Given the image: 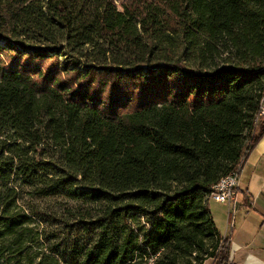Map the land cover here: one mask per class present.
I'll list each match as a JSON object with an SVG mask.
<instances>
[{"label":"trees","instance_id":"1","mask_svg":"<svg viewBox=\"0 0 264 264\" xmlns=\"http://www.w3.org/2000/svg\"><path fill=\"white\" fill-rule=\"evenodd\" d=\"M263 96L264 0H0V264H234Z\"/></svg>","mask_w":264,"mask_h":264},{"label":"crops","instance_id":"2","mask_svg":"<svg viewBox=\"0 0 264 264\" xmlns=\"http://www.w3.org/2000/svg\"><path fill=\"white\" fill-rule=\"evenodd\" d=\"M209 206L221 236L228 239L229 261L264 264V134L244 160L236 207L212 196ZM203 264H214V259Z\"/></svg>","mask_w":264,"mask_h":264},{"label":"built area","instance_id":"3","mask_svg":"<svg viewBox=\"0 0 264 264\" xmlns=\"http://www.w3.org/2000/svg\"><path fill=\"white\" fill-rule=\"evenodd\" d=\"M118 1L119 0H115L117 4H118ZM261 118H264V104L262 106V112L260 115V119ZM243 165H244V161L242 164V168H240V170L233 171V176L226 178L225 184H218L212 187L213 200L224 203L228 205L230 208L236 207L239 183H240V175L243 169ZM224 239H227V238L224 237Z\"/></svg>","mask_w":264,"mask_h":264},{"label":"rangeland","instance_id":"4","mask_svg":"<svg viewBox=\"0 0 264 264\" xmlns=\"http://www.w3.org/2000/svg\"><path fill=\"white\" fill-rule=\"evenodd\" d=\"M125 0H119L117 6L121 9L122 4L124 3ZM61 198H52V199H46L38 202L41 204L42 207H49L51 205H57L58 202H60ZM170 249V245L165 246L164 253L168 252ZM182 264H199L198 261H196L193 257L192 258H183L182 260L180 259Z\"/></svg>","mask_w":264,"mask_h":264},{"label":"bare ground","instance_id":"5","mask_svg":"<svg viewBox=\"0 0 264 264\" xmlns=\"http://www.w3.org/2000/svg\"><path fill=\"white\" fill-rule=\"evenodd\" d=\"M264 104V96L263 98L261 99V103H260V111H259V114L257 116V120L260 118V115H261V112H262V106ZM242 164H243V161L240 162L238 164V166L236 167L235 170L233 171H236V170H240V168H242ZM233 171L231 173H229L228 175H226L225 177H223L222 179H220L215 185H218V184H225V180L226 178H229V177H232L233 176ZM212 197H213V193H212Z\"/></svg>","mask_w":264,"mask_h":264}]
</instances>
